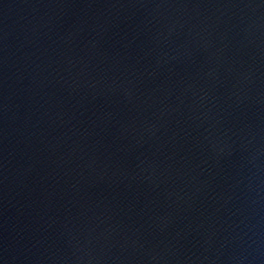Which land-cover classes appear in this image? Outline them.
<instances>
[{
  "label": "water",
  "instance_id": "obj_1",
  "mask_svg": "<svg viewBox=\"0 0 264 264\" xmlns=\"http://www.w3.org/2000/svg\"><path fill=\"white\" fill-rule=\"evenodd\" d=\"M0 264H264V0H0Z\"/></svg>",
  "mask_w": 264,
  "mask_h": 264
}]
</instances>
